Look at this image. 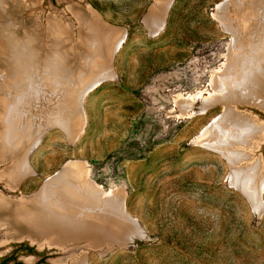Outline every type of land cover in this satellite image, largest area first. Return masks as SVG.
<instances>
[{"label":"rangeland","instance_id":"rangeland-1","mask_svg":"<svg viewBox=\"0 0 264 264\" xmlns=\"http://www.w3.org/2000/svg\"><path fill=\"white\" fill-rule=\"evenodd\" d=\"M28 2L27 16H39L42 28H49L50 18L61 19L73 35L83 34L73 44L61 39L60 48L50 31L44 54L35 41L23 75L10 83L21 99L16 113L28 122V171L15 189L0 180V193L30 200L62 175L68 161L79 160L88 180L121 191L127 229L120 231L107 216L106 241L77 238L62 246L50 244L53 235L41 244L29 237L5 241L0 229V259L25 243L34 250L19 252L22 264L40 258V264H264V183L256 198L240 185L242 174L235 184L231 155L207 145L217 128L223 131L218 118L230 110L253 116L264 132V108L247 98L229 68L240 32L234 19L248 23L249 51L263 46L264 0H171L163 11L157 8L162 0ZM73 6L96 9L114 29L81 25ZM226 86L230 92L220 96ZM197 94L188 108L185 102ZM259 144L255 156L264 175V139ZM118 200L102 198L98 206L115 207ZM93 213L77 214L103 220ZM127 238L133 241L119 244Z\"/></svg>","mask_w":264,"mask_h":264},{"label":"bare ground","instance_id":"bare-ground-1","mask_svg":"<svg viewBox=\"0 0 264 264\" xmlns=\"http://www.w3.org/2000/svg\"><path fill=\"white\" fill-rule=\"evenodd\" d=\"M28 1L0 0V164H5V167L0 170V179L9 189H15L19 183L20 177L24 176L26 171H28L25 161L26 150L29 147H27L29 142L27 139L29 127L26 128L28 122H26V117L23 113L20 115L21 118L18 116L19 114L16 113L17 105L20 103L21 99H19L18 95L12 94L14 88H11L10 83H13L15 75H23V68L27 65L29 58L33 57V44L36 46L38 42L40 44L41 50H39L41 54L45 53L46 49L44 48H46V43L44 42L46 36L48 34L50 36V31L53 33V40H55V42H60V48L62 46L61 39L73 44L75 39L76 42L80 41L81 35L83 34V31H81L80 35H73L72 32H70L69 26L65 25L60 18L61 22H55L54 19L50 18V22L52 23L49 24V28H42L41 19L38 20L39 16H36L34 19H31V15L27 16L26 12L32 8V5H30ZM170 1L171 0H162V7H159L157 4L155 5L158 6L157 8H159V11H163L167 4L169 6ZM153 9L151 8V11ZM72 11L75 15V20L78 19L81 25L84 24V21H88L90 24L94 22V24L100 23L98 17L101 18V14L94 8L91 12L88 8L73 6ZM221 17L220 18L223 20L226 19L227 22L228 19H230L226 15L223 16V14ZM234 20L237 23L236 26L233 24L235 23L234 21L230 22L229 20L231 27L234 25L240 32H237L238 39L236 41L238 51L235 53V58L229 68L237 74V78L241 79L239 83L236 82V84H239L238 86L240 88L245 89L244 93H247V98H254L256 103L258 102L259 106L264 108V62L261 63L262 60L264 61V44L262 43V47H260L259 44L257 46L253 45V47H250V52L247 49L249 46L247 45L248 37L246 35L247 31L245 30V28H248V23L242 19L240 21L237 19L238 22L236 19ZM162 26L163 24L160 27ZM237 30H235V32ZM105 35L106 38H111V32L108 31ZM125 35V31H123L117 37V41L113 48L114 53L125 39ZM66 36L68 37L65 38ZM104 39L105 36L102 40ZM101 45L105 46L104 44ZM101 51L100 48H95V54L103 56V51ZM98 80L99 79H96L95 83H97ZM89 83H87L82 90L87 87ZM211 84L213 85L214 81H212ZM224 88L223 91H220V96L230 92L227 86ZM15 90L19 91L18 88ZM21 90L24 91V87H22V89L20 87V91ZM210 94H212V92ZM200 97V94L193 97L191 96V98L189 97V101L185 102L188 108H192V101H196ZM208 107V105H204L203 108L206 109ZM194 113L195 111L191 110L190 115ZM245 114L246 113H241L240 115L238 111L230 110L226 115L218 118V124L223 131H220V129L216 127V137H211V141H208L207 145L213 144L214 147L217 146L225 153L231 155V165L233 167V174L231 176L235 184L238 183L239 177L237 176L242 174L244 177L240 180V185L246 190L252 191L253 194L256 192L254 196L257 198V195L261 197L264 175L261 174V163L259 158L255 156V152L260 145L259 143L264 139V132L259 131L261 130V125L257 124V120L254 121L253 116H246ZM218 119L216 120L217 122ZM204 133H206V131ZM40 139L41 137L35 141V144H37ZM86 172H88V168ZM59 173L60 172H58L57 175ZM82 175L83 172L80 168L76 165L70 166L62 178L53 180L51 185H46L43 192L41 191L30 200L27 198L16 199L0 193V229L6 230L4 232L7 236L5 241L29 237L33 242L41 244L46 237L48 238L50 235H53L54 241L50 244H57L59 246H62L63 242L71 243L68 241L77 238L90 239L92 241L96 239L100 242H104L108 236L106 234L107 222H105L104 217L109 216L108 214H110L111 220L115 222L116 227L120 231L123 229L126 230V220H124V218H122L123 216H120L116 210V206L119 208L121 205V198L119 197L121 191H106L101 188L99 184H96L100 190L101 199L111 197L117 200L119 199L115 207L107 206L101 208L95 203V198L92 196L91 192L83 183L81 184L80 180ZM49 179H52V177ZM56 201L62 205L73 208L75 211H70L66 207L58 205ZM260 205L261 203L258 204L256 199L255 207L258 209ZM86 209L95 210V214L93 213L94 216L100 214L103 220L98 222L88 215L79 216L77 214ZM53 230L54 232L52 234ZM137 231L138 228H136L134 234H137Z\"/></svg>","mask_w":264,"mask_h":264},{"label":"crops","instance_id":"crops-1","mask_svg":"<svg viewBox=\"0 0 264 264\" xmlns=\"http://www.w3.org/2000/svg\"><path fill=\"white\" fill-rule=\"evenodd\" d=\"M81 124H83V123H81ZM73 165L74 166L76 165L78 168H80L82 170L83 175H82L81 180H80L81 184L83 183V185H85V187L91 192L92 196L95 198V203H97V205H99L101 202L100 190H99L98 186L96 185L97 183L88 180V177H87L88 172H86V169L88 167H87V165H84L81 161H79V160L68 161L62 175L59 178H56L55 180L62 178V176L65 174V172L68 170V168L70 166H73ZM58 172H61V170L55 172L53 175L49 176V178L52 177V179H53V177L57 176ZM59 174H61V173H59ZM120 204L121 205L119 206V208L116 206V210L119 213V215L122 216L123 215L122 214L123 205H122V203H120ZM94 209H96V208H94ZM86 210L95 212V210H91V209H86ZM108 215H109V220H111L110 214H108ZM105 222H106V219H105Z\"/></svg>","mask_w":264,"mask_h":264},{"label":"flooded vegetation","instance_id":"flooded-vegetation-1","mask_svg":"<svg viewBox=\"0 0 264 264\" xmlns=\"http://www.w3.org/2000/svg\"><path fill=\"white\" fill-rule=\"evenodd\" d=\"M31 249H33L32 246L25 244V243H21V244L17 245V247H15L14 250L10 254H7L6 256L1 258L0 264H22V262L19 260V252L20 251H29V250L31 251ZM41 260H42V258H40V260H38L35 264H40Z\"/></svg>","mask_w":264,"mask_h":264},{"label":"water","instance_id":"water-1","mask_svg":"<svg viewBox=\"0 0 264 264\" xmlns=\"http://www.w3.org/2000/svg\"><path fill=\"white\" fill-rule=\"evenodd\" d=\"M154 2H155V1H154ZM91 9H93V8H91ZM91 9H90V10H91ZM149 12H150V10H149ZM98 20H100V23H101L102 25H104V27L109 28V30H110V29H114L113 27L108 26L107 23L102 22V21H103L102 18H99V17H98ZM155 29H157V28H155ZM62 169H63V167L61 168V170H62ZM130 235H131V234H128V236H127V234H126V236H127L128 238H130ZM128 238H127V242H126V241H121V243L119 242V244H127L128 242L133 241V240H129ZM133 239H134V238H133Z\"/></svg>","mask_w":264,"mask_h":264},{"label":"trees","instance_id":"trees-1","mask_svg":"<svg viewBox=\"0 0 264 264\" xmlns=\"http://www.w3.org/2000/svg\"><path fill=\"white\" fill-rule=\"evenodd\" d=\"M30 251V250H29ZM31 251H33V249H31Z\"/></svg>","mask_w":264,"mask_h":264}]
</instances>
